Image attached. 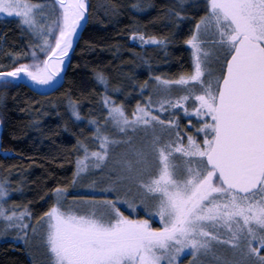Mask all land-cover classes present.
Segmentation results:
<instances>
[{
    "label": "snow or ice",
    "instance_id": "snow-or-ice-1",
    "mask_svg": "<svg viewBox=\"0 0 264 264\" xmlns=\"http://www.w3.org/2000/svg\"><path fill=\"white\" fill-rule=\"evenodd\" d=\"M55 4L59 14L49 20L48 13L41 11L43 3L0 0V13L14 14L21 26H27L40 40L29 44L31 59L0 71V87L25 79L46 85L60 73L80 25L87 21V5L86 0H55ZM186 6L185 0H179L178 7ZM172 12L176 18L184 15L175 8ZM209 34L217 64L211 69L207 67L210 52L201 39ZM129 39L141 45L168 42L164 36H146L142 31H133ZM185 43L191 46V70L174 79L157 74L150 95L144 104L137 102L131 116L121 104L106 94L104 97L106 120L121 130L161 126L160 134H154L150 143L137 151L136 168L126 162L140 191L125 201L130 209L139 204L147 216H158L160 226L153 227L145 216L125 215L116 206L117 201L125 200L120 195L102 201L69 202L103 203L108 207L102 213L95 208L65 207L66 186L57 184L50 190L53 203L37 218L47 222L43 235L49 264H161L162 259L178 264L185 249L191 253L188 264H197L201 255L213 252L216 243H225L239 253L238 259L223 264H264V0H206V11ZM21 55L29 53H11V58L15 61ZM96 79L106 82L102 72L96 73ZM140 87L147 89L148 82ZM173 88L182 91L173 96ZM151 93L159 95L158 103H153ZM186 101L194 106H185ZM164 105L183 106L185 113L202 119L197 134L189 132L183 142L181 133L176 132L161 142L164 127L177 126L175 119L163 121L150 110L164 112ZM70 107L73 116L79 117L75 104ZM92 123L96 124L93 136L100 140V148L89 150L78 141L83 155L76 158L73 181L89 163L98 168L107 156L110 137L94 119ZM200 133L202 140L198 139ZM107 187L117 190L113 185ZM5 196L7 190L0 183V197ZM25 212L23 208L9 211L0 204V235L15 228L18 236L26 238Z\"/></svg>",
    "mask_w": 264,
    "mask_h": 264
},
{
    "label": "trees",
    "instance_id": "trees-1",
    "mask_svg": "<svg viewBox=\"0 0 264 264\" xmlns=\"http://www.w3.org/2000/svg\"><path fill=\"white\" fill-rule=\"evenodd\" d=\"M86 1L87 21L68 54L62 82L47 92L25 81L0 87V183L8 205L26 208L33 221L53 203V187H72L75 161L83 152L78 141L95 148L92 119L105 122V94L130 116L137 102L145 103L157 74L174 79L191 70L185 39L206 11L204 0H185L186 7H178L179 0ZM172 8L184 15L176 18ZM133 31L164 36L168 42L141 45L129 39ZM29 44L38 39L20 20L0 19V71L30 59ZM26 52L11 58V53ZM97 72L104 73L106 82L96 79ZM145 81L148 88L142 89ZM72 103L79 117L73 116ZM0 264H30L28 252L21 243L0 241Z\"/></svg>",
    "mask_w": 264,
    "mask_h": 264
},
{
    "label": "rangeland",
    "instance_id": "rangeland-1",
    "mask_svg": "<svg viewBox=\"0 0 264 264\" xmlns=\"http://www.w3.org/2000/svg\"><path fill=\"white\" fill-rule=\"evenodd\" d=\"M40 3H43L45 5V7L41 11L48 13L49 20H51L55 15L59 14V8L58 5L55 4V0H42L40 1ZM5 18H16L19 20V18L16 17L14 14L9 16L7 14L0 13V19ZM83 24L84 23L80 25L78 32L81 30ZM25 27L27 28V26ZM36 38L38 39L39 43V38ZM201 39L206 41V43H204L202 46L208 49L210 52V55L208 56L209 63L207 67L210 69L215 68L217 64L215 62V55L213 51L215 49V45L211 43L212 36L210 34L202 35ZM187 47L189 48L191 53V46L187 45ZM40 58L42 60V55L40 56ZM67 59L68 54L66 55V58L62 63L61 71L63 70L66 64ZM61 71L57 74V76L52 82L46 85L32 84V82L27 79L23 81L31 84L32 87L39 92H47L59 83V76L61 75ZM2 79L3 78H0V80ZM205 80H207V75L205 76ZM181 91L182 89L173 88L172 95H179ZM152 101L153 103H158L159 95L156 93H152ZM185 106L191 108L194 106V104L191 101H186ZM164 108V112H160L158 108H153L150 110L154 111L156 115H159L163 121L175 119L177 121V126L171 128L165 126L161 142H163V139L174 137L176 132L181 133V136L183 137V142L187 141V134L190 132V130H192L191 133H193V135L197 134L195 129H198L199 124L203 123L202 119L196 118L194 113H185L183 110V106H176L175 108H170L168 105H164ZM189 121H191V124H189ZM100 127L101 131L105 133L108 137H110V140L108 142L106 159L98 168L92 167V164L89 163L85 172L81 173L77 177V179L73 181L72 187L70 189H66L64 206H71L75 209L84 210L88 208H95L98 213H102L105 212L108 207L103 203H97L95 205H70L69 202L83 199L102 201L104 199H113L117 195H120L122 197H125V200L117 201L116 206L119 207L120 210L125 213V215L133 217L145 216V218L150 219V223L153 227H159L160 223L158 216H147L143 210L142 205L139 204L136 205L135 210L130 209L125 201L131 198L133 194H138L140 191L138 185L135 183L134 179L129 175L127 171L126 162H131L133 168H136L137 151L143 149L146 144H149L154 134H160L161 126L158 124L148 127L143 125H137L134 128L126 127L121 130L110 119H107L105 120V122L100 124ZM198 139H203V133H200L198 135ZM99 148L100 140L96 137V146L94 149ZM177 159H179V157H177ZM89 184H94V187H86V185ZM108 185H113L117 190L113 191L112 187H107L106 190V186ZM7 200L8 192L7 196L0 197V204L5 205L9 211L20 210L16 207L9 206ZM24 218L26 221H28L26 238H21L20 236H18L16 234V229L12 228L9 229L6 234L0 235V241L12 240L16 243H21L28 252L30 264H49L50 257L46 250V244L43 235L47 222L44 220L33 221L27 209ZM33 225L36 226L35 231L33 230ZM0 231H3L2 219H0ZM220 231L224 232L225 230L221 229ZM190 256V251L185 249L177 258L178 264H188ZM238 258L239 253H234L233 249L230 246L225 243H216L214 244L213 252L208 255H201L197 260V264H223L224 260H235ZM161 264H167V260L162 259Z\"/></svg>",
    "mask_w": 264,
    "mask_h": 264
},
{
    "label": "water",
    "instance_id": "water-1",
    "mask_svg": "<svg viewBox=\"0 0 264 264\" xmlns=\"http://www.w3.org/2000/svg\"><path fill=\"white\" fill-rule=\"evenodd\" d=\"M81 29H82V28H81ZM80 32H81V30L78 32V34H77V36H76V39H75L74 42H73V46H74V44H75V42H76V40H77V38H78ZM73 46H72V48H73ZM72 48L70 49L69 53L71 52ZM69 53H68V54H69ZM59 81H60V83L62 82V71H61V75L59 76Z\"/></svg>",
    "mask_w": 264,
    "mask_h": 264
}]
</instances>
